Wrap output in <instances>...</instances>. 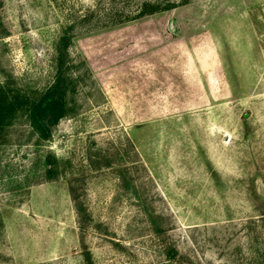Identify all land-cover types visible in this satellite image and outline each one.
Masks as SVG:
<instances>
[{"label":"rangeland","instance_id":"rangeland-1","mask_svg":"<svg viewBox=\"0 0 264 264\" xmlns=\"http://www.w3.org/2000/svg\"><path fill=\"white\" fill-rule=\"evenodd\" d=\"M60 70L50 139L1 126L0 264H264V0H0V86Z\"/></svg>","mask_w":264,"mask_h":264},{"label":"trees","instance_id":"trees-1","mask_svg":"<svg viewBox=\"0 0 264 264\" xmlns=\"http://www.w3.org/2000/svg\"><path fill=\"white\" fill-rule=\"evenodd\" d=\"M70 42L66 35L60 41V51L67 48ZM63 52V51H62ZM61 52V53H62ZM64 59H60V66H63ZM70 89V80L66 77L65 72L59 71V75L55 84L45 93L37 96H30L23 92L7 91L0 86V130L1 126L6 124L8 119L16 111H27V118L33 133H35L39 141L50 139L54 127L61 119L69 115L67 92ZM48 156L45 164V175L48 179L56 176L55 161H51ZM84 210L79 207L78 214H83ZM88 264L89 259H88Z\"/></svg>","mask_w":264,"mask_h":264}]
</instances>
